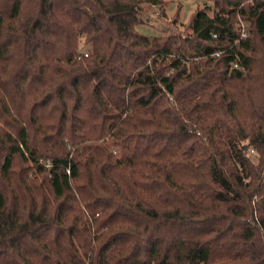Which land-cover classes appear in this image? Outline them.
<instances>
[{"label": "trees", "instance_id": "trees-1", "mask_svg": "<svg viewBox=\"0 0 264 264\" xmlns=\"http://www.w3.org/2000/svg\"><path fill=\"white\" fill-rule=\"evenodd\" d=\"M29 1L0 0V264H264V0L185 37L137 29L170 0ZM100 119L157 147L97 158Z\"/></svg>", "mask_w": 264, "mask_h": 264}, {"label": "rangeland", "instance_id": "rangeland-1", "mask_svg": "<svg viewBox=\"0 0 264 264\" xmlns=\"http://www.w3.org/2000/svg\"><path fill=\"white\" fill-rule=\"evenodd\" d=\"M31 1L32 0L29 1L27 8H31ZM211 4L212 2L207 0H170L166 3L164 10L145 5L143 9V23L138 25L137 29L146 35L164 36L165 34H172L185 37L192 32L188 23L194 12L197 9ZM212 12V10L209 11L210 14H212ZM248 23L247 21L240 22L241 26L244 28H247ZM79 47L81 52L89 51V46L83 36L81 37ZM254 56L256 58L255 73L258 79V88L253 94V97L259 100V102H262L264 101V49L260 47V50L254 53ZM18 57L19 55H17L13 67L17 65L16 68H19L21 66ZM9 83L12 84L13 82ZM246 109L248 112V108ZM144 125L150 126L151 123L124 121L122 124L113 125L101 119L97 120L94 127V135L96 136L95 156L97 158H104L108 148L117 156H121L122 152L126 154H140L155 149L157 146L148 145L146 135L141 134L140 128ZM259 125V121L258 123L250 121L249 118L245 130L249 133V131L258 128ZM250 142L251 138H246V152L253 162L258 165V150L255 145H250ZM256 169L260 173L261 184L264 186V169L262 170L260 166H257ZM32 172H34V170ZM263 197L264 192L257 193V195L254 196V203Z\"/></svg>", "mask_w": 264, "mask_h": 264}, {"label": "built area", "instance_id": "built-area-1", "mask_svg": "<svg viewBox=\"0 0 264 264\" xmlns=\"http://www.w3.org/2000/svg\"><path fill=\"white\" fill-rule=\"evenodd\" d=\"M236 66H237V64H236Z\"/></svg>", "mask_w": 264, "mask_h": 264}]
</instances>
